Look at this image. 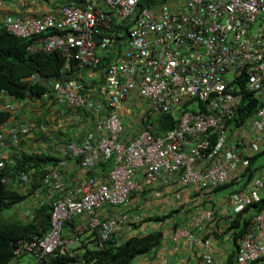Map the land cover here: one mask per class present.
I'll use <instances>...</instances> for the list:
<instances>
[{
    "label": "built area",
    "instance_id": "2783aa9c",
    "mask_svg": "<svg viewBox=\"0 0 264 264\" xmlns=\"http://www.w3.org/2000/svg\"><path fill=\"white\" fill-rule=\"evenodd\" d=\"M71 1L58 8V15L5 14L2 20L13 36L36 37L31 52H58L82 70L104 66L100 94L106 98L107 116L68 149L86 170L100 160L112 165L104 181L85 179L73 195L55 202L48 233L20 242L17 254L33 255L39 262L56 251L74 249L79 240L63 239L62 231L65 223L82 217L96 232L99 249L110 240L119 245L160 231L161 243L153 251L164 250L169 241H183L192 256L199 251L196 264H214L204 227L217 220L215 193L233 184L239 191L229 192L231 204L222 217L230 223L239 215L249 224L233 239L235 257L228 264L264 260V213L250 214L263 198L264 176L245 175L249 159L264 149V105L258 106L264 100V0ZM79 79L56 86L58 102L97 110L83 98ZM131 96L147 107L142 130L127 142L119 112ZM242 108L243 126L233 130ZM159 118H171L173 129L157 134ZM159 177L193 188L199 196L208 194V208L188 206L196 214L189 228L174 230L171 223L169 234L155 229L134 235V225L143 224L146 215L106 214L107 207L129 209L131 197L144 192L145 182ZM156 264L168 262L162 258Z\"/></svg>",
    "mask_w": 264,
    "mask_h": 264
},
{
    "label": "crops",
    "instance_id": "0c3cea01",
    "mask_svg": "<svg viewBox=\"0 0 264 264\" xmlns=\"http://www.w3.org/2000/svg\"><path fill=\"white\" fill-rule=\"evenodd\" d=\"M55 1L59 0H5L6 7L4 10H0V13L30 17L42 16L47 13L58 15L57 10L58 4L60 3ZM81 74L79 81L81 80V84L85 87L83 89V98L90 100L97 107V110L93 109L89 114H77L78 108L62 105L58 102L55 89L56 86L63 82L60 79H55V81L53 80V82L50 83L53 91L50 95V99L49 96H47L44 100H37L29 103L25 102V105L21 108L18 107V103L12 107L9 100H4V107L10 105L13 111L16 112V116L19 114L21 115V121L19 123L15 121L16 125H14V127L16 130L19 131L23 124H30L33 128L30 135H22L13 138L12 142L14 143V148L16 150L31 148L36 153H46L56 158H61L58 167L54 169L57 170L58 173L52 175L55 185L51 183L53 187L50 186L48 189L44 187L36 190L31 198L26 201V204L16 206L14 209L10 210L11 216L17 211V213H15L19 215V219L22 222L33 219L34 210H37L40 206L54 202L65 195H73L72 193L74 190L87 178V170L77 164L68 146L71 143L80 144L87 136V133L93 132L96 129V121L107 116L108 111L106 98L102 97L100 94V89L104 84V72L98 69H81ZM261 103L264 105V100H262ZM132 104L138 105L137 101L131 96L122 104L119 112L123 125L125 119L130 122L127 127L124 125L126 129L124 138L127 142L135 139L142 130L140 122L138 121L137 124H134V120L130 117V106ZM256 110L255 108L252 113L254 114ZM86 111L88 112V110ZM240 127L242 126L234 125L233 130ZM7 132L8 130H4L3 133L5 134ZM235 133L238 132L236 131ZM67 143L69 144L66 147ZM8 147V143H2L0 141V156L4 157V159H7L9 156L7 151L9 150ZM263 151L264 150L261 152ZM257 154L249 159V164L245 169V175L248 176L250 173L249 171H251L255 176H264V162H262L264 159H259V162L256 161L254 157ZM90 172L93 173V177L99 181H104L108 175V171L103 172L98 166ZM24 186H27V182H23L18 178L12 185V189L17 192H22L27 188H24ZM240 186L241 184H239V187ZM237 187L229 185L228 190L218 191L215 193L216 195L213 196V208L217 220L205 225V232L207 238L210 240V253L213 256L214 264H228L229 257L234 254L233 251L236 250L232 241V235H229V230H227V224L229 225V222L226 217L223 218L222 216L226 206L231 204L228 197L229 191H239ZM190 189L192 191L180 187L177 181H172L171 184L165 183V179L162 177L156 178L148 183L145 182L144 192L142 194H134L131 197L130 207L133 206V211L131 213H142L147 216L146 218L150 217L151 220L145 221L140 228L133 230V234L145 233L155 229H160L169 234L167 226L171 224V221L160 224L159 222L153 221V218L166 215L171 210L178 209L185 204H188V206L195 205L198 208L202 206L208 208V194L203 193L199 196L193 188ZM192 192L194 194H192ZM157 194H160V196H157ZM263 201L264 194L263 198L257 204ZM254 210H256L254 215L264 213V204L256 206ZM117 211L119 210H111L110 207H107L106 214L112 216L114 213H118ZM181 214H184V212L181 211ZM185 218H187L186 220L190 219L192 224V221L194 222L196 218V214L193 216L188 215L186 217H181V222H184ZM75 226L77 229H80L79 233L81 234L87 230L84 219L80 217L75 219ZM126 233L128 234V232ZM160 248L153 251L151 254L148 253V258H137L133 264H156L159 262V259L162 258H165L168 264H196L197 258L200 255H198V250L193 251L195 254L194 256L189 254V252L186 251V245L183 241L176 243L169 241L164 250L159 251ZM21 260L22 258L17 257L10 264H17ZM258 264H264V260Z\"/></svg>",
    "mask_w": 264,
    "mask_h": 264
},
{
    "label": "trees",
    "instance_id": "16d2710c",
    "mask_svg": "<svg viewBox=\"0 0 264 264\" xmlns=\"http://www.w3.org/2000/svg\"><path fill=\"white\" fill-rule=\"evenodd\" d=\"M55 2L60 3L58 8L62 5L70 6L74 3L71 0ZM3 17L4 15L0 13V141L9 144V150H7L9 156L7 159L0 156V218L8 211L11 213L10 210L16 206L26 204V201L31 198L36 190L44 187L48 189L52 186L51 183L55 185L52 175L58 173L54 169L61 162V158L46 153H36L31 148L26 150H16L14 148L13 138L22 135L28 136L33 128L30 124H23L19 130L20 132L16 130L14 125H16V122L21 121V115L16 116V112L13 111L12 107L18 103V107L21 108L25 105V102L44 100L47 96L50 99V95L53 93L50 83L53 80L60 79L64 83L69 79L77 76L81 77L82 75L81 69L76 67L75 62H67L58 52L29 51L36 37L17 38L9 34L4 28ZM5 99L11 102L12 107L10 105L4 107ZM243 104L246 105L244 102ZM262 105L261 102L258 104V106ZM244 108L247 109L248 105ZM90 111L88 108L82 107L78 108L76 113L89 114ZM242 111H244L243 108L239 111L238 117L244 121ZM157 122H160V119ZM4 130H8V132L4 134ZM156 131L159 134L160 131L158 129ZM68 144H66V147ZM262 158L264 159V151L254 157L258 162ZM75 159L77 164L80 165V158ZM98 166L103 172L109 171L111 161L100 160ZM81 167L83 168V166ZM249 172L248 176L250 178L253 176V172ZM92 174L88 172L87 177H93ZM18 178L23 182H27V186H24V188L27 187L25 191L17 192L12 189V185ZM228 188L229 184L221 187L218 191L228 190ZM60 199L61 197L54 202ZM54 202L46 203V205L34 210V217L31 220L20 221L19 215L15 211V214L9 216L8 221L0 222V264H9V262L11 263L16 259L17 254L14 247L16 248L19 242H27L31 240V236L43 237L48 233L51 228L50 216ZM261 204H264V201L252 206L251 216L256 211L254 210L255 207ZM132 208L133 206L128 209L130 213L133 211ZM181 211L184 212V217H186L188 215L192 216L195 209L189 208L185 204L166 215L156 216L153 221L160 224L171 221L174 224V230L181 225L189 228V225H191L190 219L186 220L187 218H185L184 222H181ZM75 219L65 223L62 238H77L80 244L64 254L56 251L46 256L39 264H132L135 258L150 253L161 243V232L152 231L146 235L131 237L119 245H117L116 240L107 241L99 249L96 232H91L88 228L84 233H79L80 229L75 226ZM144 220L147 222L151 219L148 217ZM229 224L230 228L228 230L233 231V239L235 240L237 236L242 235L246 230L249 221H241L238 215ZM84 235L87 236L84 237ZM234 257L235 255L232 254L228 263H232Z\"/></svg>",
    "mask_w": 264,
    "mask_h": 264
},
{
    "label": "clouds",
    "instance_id": "9594fccd",
    "mask_svg": "<svg viewBox=\"0 0 264 264\" xmlns=\"http://www.w3.org/2000/svg\"><path fill=\"white\" fill-rule=\"evenodd\" d=\"M1 1V6H0V10H4L5 9V7H6V5H5V0H0ZM4 16H5V13H2ZM13 16V15H12ZM122 26V25H121ZM112 30H115V28H113ZM96 38V37H95ZM94 38V39H95ZM102 67H104L103 65L101 66V67H98V68H95V69H98V70H100V71H102V72H104L103 71V69H102ZM80 69V68H79ZM241 81H242V79H241ZM142 118V117H141ZM160 119V122H161V120L163 119V118H159ZM141 121V119L139 120V122ZM245 121V120H244ZM244 121H242V119H241V121H240V123H238V120H237V122H236V124H233V126L234 125H239V126H243V124H242V122H244ZM160 122H158L159 123V130H160ZM140 124H141V122H140ZM142 125V124H141ZM123 127H124V125H123ZM142 128H143V126H142ZM161 132H163V131H161L160 130V132L159 133H161ZM125 133V132H124ZM264 150V149H263ZM99 164V163H98ZM98 164H97V166H98ZM99 167V166H98ZM100 168V167H99ZM91 170H87V172H90ZM109 172V171H108ZM88 178H94V177H87L86 179H88ZM229 185H233V184H229ZM230 192V191H229ZM174 210H177V209H174ZM172 211V210H171ZM118 213H116V214H129V215H137L135 212L134 213H130L129 211H128V209L127 210H125V211H122V210H119V211H117ZM142 214V213H141ZM144 215V214H143ZM80 218H82V217H80ZM83 219V218H82ZM84 221H85V223H86V225H87V221L84 219ZM141 225L142 224H140V225H134V230H136V229H138V228H140L141 227ZM207 225V224H206ZM204 229H205V227H204ZM87 230H88V226H87ZM205 231V230H204ZM206 233V232H205ZM87 235H84V237H86ZM32 237V236H31ZM41 238V237H40ZM205 238H207V235H205ZM121 239V237H119L117 240H120ZM232 241H233V235H232ZM20 243V242H19ZM19 243H18V245L16 246V248L14 247V251H15V253L17 254V250H18V246H19ZM15 245V244H14ZM30 257V258H32L33 260H32V262H31V264H39L41 261H39V262H36V259H35V257L33 256V255H30V254H21V255H18L17 254V256H16V258L18 257V258H23V257ZM9 264H10V262H9Z\"/></svg>",
    "mask_w": 264,
    "mask_h": 264
},
{
    "label": "rangeland",
    "instance_id": "374dc122",
    "mask_svg": "<svg viewBox=\"0 0 264 264\" xmlns=\"http://www.w3.org/2000/svg\"><path fill=\"white\" fill-rule=\"evenodd\" d=\"M146 104L144 103V102H140V104H138V105H136V104H132L131 106H130V117L132 118V120H134V124H137V122L141 119V117H142V112H143V110H145L146 109ZM128 123H130V122H128L126 119L124 120V125L127 127L128 126ZM123 129H124V132H125V128L123 127ZM128 129H130V128H128ZM9 216H11V213H9V211L8 212H6V213H4L2 216H1V218H0V222H6V221H8L9 219ZM12 219H13V217H11ZM13 221V220H12ZM32 258H30V257H23L22 258V260L19 262V263H17V264H31V262H32Z\"/></svg>",
    "mask_w": 264,
    "mask_h": 264
},
{
    "label": "water",
    "instance_id": "95a60500",
    "mask_svg": "<svg viewBox=\"0 0 264 264\" xmlns=\"http://www.w3.org/2000/svg\"><path fill=\"white\" fill-rule=\"evenodd\" d=\"M240 121H241V119L238 120V123H240ZM172 129H173V120L171 118H163L160 122V130L163 132H166V131H170Z\"/></svg>",
    "mask_w": 264,
    "mask_h": 264
}]
</instances>
